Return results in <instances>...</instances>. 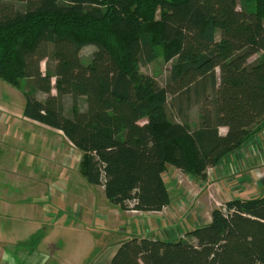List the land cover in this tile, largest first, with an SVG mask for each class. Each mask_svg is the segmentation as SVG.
<instances>
[{"label":"trees","instance_id":"16d2710c","mask_svg":"<svg viewBox=\"0 0 264 264\" xmlns=\"http://www.w3.org/2000/svg\"><path fill=\"white\" fill-rule=\"evenodd\" d=\"M159 45L175 59L163 84L139 67ZM259 51L264 13L237 0H0V79L20 89L24 118L82 153L87 183L122 211L170 203L167 163L205 179L253 137L264 58H248ZM185 235L126 239L109 264H264V196L231 199Z\"/></svg>","mask_w":264,"mask_h":264},{"label":"rangeland","instance_id":"374dc122","mask_svg":"<svg viewBox=\"0 0 264 264\" xmlns=\"http://www.w3.org/2000/svg\"><path fill=\"white\" fill-rule=\"evenodd\" d=\"M256 2L237 0L238 6L246 3L264 13ZM91 48L87 45L81 51L85 62ZM156 50V59L139 67L163 84L167 67L175 59L165 62L163 46ZM259 58H264V51L251 55L248 61ZM40 67L45 69L44 61ZM23 104L20 89L0 79V198L13 196L17 214L30 217L25 223L31 231L29 247L44 253V264H60L63 260L65 264H109L114 246L121 241L133 237L189 239L186 231L207 224L213 208L234 198L264 196V178L259 180L264 173V131H260L264 122L252 130L253 137L242 147L217 166L208 167L205 179L193 178L167 163L163 178L170 203L160 211L147 212L155 215L153 224L148 216L139 217L145 211L120 214L113 210L117 206L106 200L102 186L88 184L81 174L82 153L61 132L24 118ZM71 105L72 100L65 96L66 112L71 113ZM84 107V99L79 98L77 108ZM196 113L191 112V118ZM219 130L224 133L226 129ZM256 154L259 158L251 165ZM30 264H36L35 259H30Z\"/></svg>","mask_w":264,"mask_h":264},{"label":"crops","instance_id":"0c3cea01","mask_svg":"<svg viewBox=\"0 0 264 264\" xmlns=\"http://www.w3.org/2000/svg\"><path fill=\"white\" fill-rule=\"evenodd\" d=\"M263 131L264 129L262 130V132ZM258 158H259V155L256 154L254 156V161H252L251 159L250 164L253 165V163ZM263 178H264V173L262 174V176H260L259 180H263ZM255 196H250V197L252 198ZM250 197L246 196V198H250ZM175 201H176V198H175ZM0 205H1V209H0V264H30V259L31 260L35 259L36 264H44L43 262L44 253L37 251V249L29 247V243H30L29 238L31 235L30 233L31 231H30V227L26 225L25 223L30 221V217H22V216L20 217V215L17 214V211H18V209L16 208L17 203H16V200H14L13 196L12 198L11 197H7V198L1 197ZM175 205H176V202H175ZM112 208L113 210H115L116 208V210L121 212L120 214H123V213L136 214L135 211H132V210L122 211L117 207H112ZM143 213L145 212H140L139 217L148 216L147 219L150 220V222H153L154 224L155 215L149 216V214L146 212L144 216ZM182 215H187L186 217H189V216L193 217L191 213L189 214L182 213ZM121 216L122 215H120V217ZM40 219H43V217H40ZM116 225L119 226L122 232L124 231L125 233L127 232V228H125L123 225H119L118 223H116ZM128 229L129 231H131V227ZM114 249H115V246L113 248V252H114ZM58 255L59 254H57V256ZM111 256L112 255L109 256V260ZM65 263H66L65 260L60 261V264H65Z\"/></svg>","mask_w":264,"mask_h":264},{"label":"bare ground","instance_id":"6f19581e","mask_svg":"<svg viewBox=\"0 0 264 264\" xmlns=\"http://www.w3.org/2000/svg\"><path fill=\"white\" fill-rule=\"evenodd\" d=\"M177 171H178V170H177ZM180 171H181V170H180ZM180 171H179V172H180ZM180 174H181V173H180ZM177 175H178V174H177Z\"/></svg>","mask_w":264,"mask_h":264}]
</instances>
